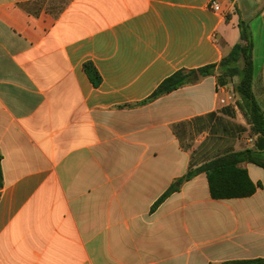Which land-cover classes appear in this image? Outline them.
I'll use <instances>...</instances> for the list:
<instances>
[{
  "label": "crops",
  "instance_id": "obj_1",
  "mask_svg": "<svg viewBox=\"0 0 264 264\" xmlns=\"http://www.w3.org/2000/svg\"><path fill=\"white\" fill-rule=\"evenodd\" d=\"M211 1L0 0V264L264 260L255 164L242 165L262 184L250 197L215 200L201 173L152 211L195 149L201 165L253 147L236 129L196 133L195 118L236 107L218 75L143 104L173 73L219 63L241 41V20L264 110V0H216L221 12ZM239 115L225 117L248 128Z\"/></svg>",
  "mask_w": 264,
  "mask_h": 264
},
{
  "label": "trees",
  "instance_id": "obj_2",
  "mask_svg": "<svg viewBox=\"0 0 264 264\" xmlns=\"http://www.w3.org/2000/svg\"><path fill=\"white\" fill-rule=\"evenodd\" d=\"M239 26L241 41L219 63L206 65L195 70H179L173 73L158 86L143 104L153 102L183 86L195 83L197 81L195 78L196 74L202 77L218 75L220 85H227L229 82L233 84L234 92L238 97L236 107H225L218 113L195 118L192 122L196 126V133L200 134L206 130L210 131V129L213 132L217 127L224 126V133L235 134L234 130L236 129V133L238 132L242 135L248 129L230 120L227 121L225 117L235 118L238 109L249 124L250 136L254 140L253 147L241 151L228 147L212 158H208L201 165L195 160L198 153V149H195L188 171L184 176L177 179L175 184L171 185L157 200L152 208L153 212L174 192L180 189L177 185H182L201 173L207 175L210 194L215 200L250 197L262 187L261 183H255L251 179L248 170L242 166L244 163H252L264 169V110L254 92V42L252 31L244 20L240 21ZM84 69L94 85H100L102 78L95 65L88 62L84 65ZM215 118L217 125H212L215 122ZM175 134L179 139L181 138L176 128ZM181 145L187 150L192 148L191 144L181 143ZM2 186V173L0 170V188ZM245 263L261 264L264 263V260L247 261Z\"/></svg>",
  "mask_w": 264,
  "mask_h": 264
},
{
  "label": "rangeland",
  "instance_id": "obj_3",
  "mask_svg": "<svg viewBox=\"0 0 264 264\" xmlns=\"http://www.w3.org/2000/svg\"><path fill=\"white\" fill-rule=\"evenodd\" d=\"M236 120L240 121V122H243L245 125H247L243 115H239ZM247 127H248L247 128L248 131L243 132V134L242 135L240 134V136L238 137L239 138L238 140L241 142V144L247 143V140L249 139V137L251 138V136H250L251 135L250 128H249L248 125H247ZM224 128H225L224 126H219L218 129H217V132L222 131ZM195 137H196V134H195Z\"/></svg>",
  "mask_w": 264,
  "mask_h": 264
},
{
  "label": "built area",
  "instance_id": "obj_4",
  "mask_svg": "<svg viewBox=\"0 0 264 264\" xmlns=\"http://www.w3.org/2000/svg\"><path fill=\"white\" fill-rule=\"evenodd\" d=\"M210 7H211L212 10H214L216 12H221L222 11L220 4L216 0H212L211 1Z\"/></svg>",
  "mask_w": 264,
  "mask_h": 264
}]
</instances>
